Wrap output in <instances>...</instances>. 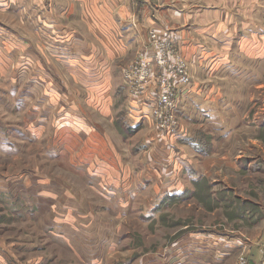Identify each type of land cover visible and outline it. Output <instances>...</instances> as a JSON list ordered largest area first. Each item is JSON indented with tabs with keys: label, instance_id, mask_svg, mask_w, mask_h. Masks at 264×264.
I'll return each instance as SVG.
<instances>
[{
	"label": "rangeland",
	"instance_id": "obj_1",
	"mask_svg": "<svg viewBox=\"0 0 264 264\" xmlns=\"http://www.w3.org/2000/svg\"><path fill=\"white\" fill-rule=\"evenodd\" d=\"M32 1L7 0L0 9V251L7 262L146 264L173 255L175 241L200 232L246 240V250L221 264L264 260V0H119L122 8L149 2L154 13L159 5L175 28L182 17H172V5L195 10L184 17L188 23L203 17L196 10L205 7L228 11L237 25L239 16L248 18V29L230 34L228 80L214 67L197 68L189 42L210 44L205 35L170 36L189 89L197 88L212 109L206 119L190 114V101L187 111L178 108L175 134L160 132L150 114L134 116L138 109L122 86L146 44L124 42L115 55L105 44L111 49L117 41L108 35L106 42L71 41L74 71L52 55L51 22L81 34L97 17L119 13L113 0H34L40 8L34 15ZM182 156L201 173L197 182L184 168L172 173ZM172 179L185 189L162 197L159 184ZM198 259L210 260L204 255L184 264H205Z\"/></svg>",
	"mask_w": 264,
	"mask_h": 264
},
{
	"label": "crops",
	"instance_id": "obj_2",
	"mask_svg": "<svg viewBox=\"0 0 264 264\" xmlns=\"http://www.w3.org/2000/svg\"><path fill=\"white\" fill-rule=\"evenodd\" d=\"M7 0H0V9L6 4ZM16 1V0H15ZM162 1V0H159ZM114 4L118 6V12L119 13H109L112 17L111 18H99L97 17L95 22L91 21L92 24H88L87 31L84 32V29L82 30L81 34L73 32V30L66 27L63 29L58 25L57 22H51L49 26L50 34L49 37L51 40H53L52 44V55L55 57L56 60L61 62L63 65L67 67V69H71L72 71L75 70V54H73L74 49L70 47V42L73 41V43H82L85 40L83 38H89L91 40H94L96 37L102 39V42L105 40L103 38L106 35L109 36V38H115L117 41V44L114 43L112 45L111 49L105 44L107 51L111 54L117 55L118 50L121 49L123 51L124 48V42H127L129 46L133 45H141L144 46L146 44V41L148 40L147 34L150 29H155L160 33H167L171 37H178L177 34L180 32L188 33L190 35H194L195 33L205 35L206 38L211 41L210 44L204 43L200 39H194L192 42H189L191 47H194V49H197V54L194 59L196 60L197 68L203 69L202 65L205 67H212L211 69L216 68V74L220 76H224L227 79L232 77L230 74H225V69L227 66L230 67L231 60L229 54H226L228 50L233 48V40L232 35H230L232 32H236L238 29L246 28L248 29V18L244 16H239L241 25H237V21H233L231 23L230 19V13L228 11H225L220 9L219 11L211 10V7H205L203 10L198 9L197 12H203V17L199 14L197 17H195L194 22L188 23L186 20H184V17L192 16L195 12L187 10H181L180 8L176 6H168V9H171L174 14L172 17L175 19H178V17H182V21L180 22V25L178 28L175 27H169L168 24H166V13L165 9L159 8V5H155V13L153 11V7L149 5V2L146 3L141 9L134 6L130 7L128 6H120L119 0H113ZM158 2V0H157ZM103 3V2H102ZM88 2H85V7H87ZM173 4V3H172ZM36 6V7H35ZM56 6V5H55ZM22 7V6H20ZM58 8L59 5H57ZM32 8H33V15L40 11V8L38 7V3L36 1H32ZM140 9V11H139ZM109 10V9H108ZM110 10H112L110 8ZM211 10V11H210ZM139 11V12H138ZM206 12V13H205ZM129 13L134 14L132 16L129 15ZM139 13V14H138ZM108 17V16H107ZM205 22V24L203 23ZM220 22V24H219ZM226 22L229 23L226 25ZM89 23V22H88ZM33 28L36 31V26L38 25L36 22V19L32 22ZM226 25V26H225ZM252 25V24H251ZM248 27V28H247ZM226 29L224 32H220L222 29ZM255 29H258L256 26ZM39 30V27H38ZM42 28H40L39 33H41ZM223 34H229L227 35V39H223ZM95 37V38H94ZM42 42L46 41L42 38H39ZM87 40V39H86ZM90 41V40H89ZM101 41V40H100ZM216 42L215 43H212ZM106 42V40H105ZM85 43V42H84ZM84 43H82L84 45ZM43 49L44 44H40ZM94 47V45H93ZM227 48V51L225 49ZM105 52L106 49L104 48ZM77 52V50H76ZM104 52V51H103ZM104 52V53H105ZM106 54V53H105ZM111 57V55L106 54ZM85 57V56H84ZM114 57V55H113ZM206 68V67H205ZM220 71V72H219ZM222 78V79H223ZM121 86V85H120ZM122 86L125 88L124 83ZM126 89V88H125ZM189 98H186L185 102L183 103L180 108H182V111H187L188 102H189V110L190 114L202 115L205 116L206 119H208L209 114L211 112L209 111L210 106L209 103L206 101V99L201 100V92L196 88H190L189 90ZM203 98V97H202ZM130 102H134L136 105L135 108L138 109H132V113H134V116H139L142 113V116L138 118H144L147 117V114H149V102H140L137 98H130ZM212 101V100H211ZM186 105V107H184ZM179 108V109H180ZM212 110V109H210ZM143 111V112H142ZM201 116L202 120L204 119ZM209 128L210 131L218 132L224 134L223 128H218L216 125H212V123H206L204 124ZM221 126V125H219ZM232 127L231 129H233ZM137 129V128H136ZM182 133V131L180 132ZM175 161V159H174ZM175 166L177 169L172 170L171 167L169 168L172 170V173L176 171V173L179 174V171L183 168L185 169L182 173L188 176V180L191 182H197L199 180L201 173L199 170H197L194 165L190 163V160L187 159L185 156L181 158H177L175 161ZM189 171V173H188ZM158 172V171H157ZM156 172V173H157ZM170 172V171H169ZM181 172V171H180ZM187 173V174H186ZM200 174V175H199ZM204 174V173H203ZM145 182L149 181L148 177H144ZM154 180H157V174L154 176ZM151 180V181H154ZM163 181V180H161ZM144 182V181H143ZM159 183V182H157ZM145 185V183H144ZM158 185V184H157ZM156 185V186H157ZM161 185V186H160ZM159 187L161 188V191H159V194H162V197L165 196H179L183 190L185 189L180 183L172 179V182H166L164 185L159 184ZM119 191V190H117ZM134 190L129 189V192H132ZM113 192V191H112ZM135 193V192H134ZM148 211V209H147ZM148 213V212H147ZM145 213L144 215H150ZM143 214V213H142ZM246 240H244L241 237H238L236 235L229 236L226 234L221 233H204L200 232L199 234H189L184 235V237L178 239L173 243V246L175 247V250L172 251L173 255L168 254L163 257L164 260H162V257L156 256L151 259L146 260V264H163V262L166 260V262H170L171 264H184L185 261L190 262V260H193L195 258H199L201 256L207 255L210 260H200L198 261H204L205 264H221L223 263L229 256H231L235 251H238L240 249H243L246 247ZM247 247L245 248V250ZM164 256V255H161ZM192 258V259H191ZM7 257L4 251H0V264H9L7 262ZM255 262H257L259 259L256 257L251 258Z\"/></svg>",
	"mask_w": 264,
	"mask_h": 264
},
{
	"label": "built area",
	"instance_id": "obj_3",
	"mask_svg": "<svg viewBox=\"0 0 264 264\" xmlns=\"http://www.w3.org/2000/svg\"><path fill=\"white\" fill-rule=\"evenodd\" d=\"M147 37L145 55L127 68L124 86L129 89L131 98L140 102L148 98L149 114L156 119L157 129L173 134L176 130L174 115L189 95L188 71L182 60L173 57L175 52L168 46L171 38L167 33L150 29ZM238 260L235 264H264L263 259L258 263L245 257Z\"/></svg>",
	"mask_w": 264,
	"mask_h": 264
}]
</instances>
